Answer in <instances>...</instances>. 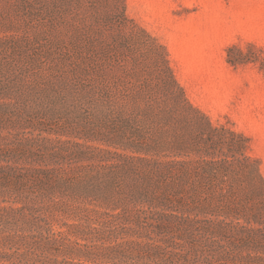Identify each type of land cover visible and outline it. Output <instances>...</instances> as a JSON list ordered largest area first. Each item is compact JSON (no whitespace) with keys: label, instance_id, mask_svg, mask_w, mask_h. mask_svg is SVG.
Masks as SVG:
<instances>
[{"label":"rangeland","instance_id":"374dc122","mask_svg":"<svg viewBox=\"0 0 264 264\" xmlns=\"http://www.w3.org/2000/svg\"><path fill=\"white\" fill-rule=\"evenodd\" d=\"M245 55L264 56V0H0L1 233L27 243L20 264H145L198 247L177 218L164 234L147 217L191 192L162 162L200 159L210 132L215 159L241 134L264 180V69ZM172 77L205 116L173 99ZM205 176L203 193L264 227L261 184L240 169L214 188Z\"/></svg>","mask_w":264,"mask_h":264},{"label":"trees","instance_id":"16d2710c","mask_svg":"<svg viewBox=\"0 0 264 264\" xmlns=\"http://www.w3.org/2000/svg\"><path fill=\"white\" fill-rule=\"evenodd\" d=\"M231 48L229 49V51ZM246 59L241 60H259L264 69V56L251 57L248 55ZM232 64L237 61L229 59ZM166 70L171 75L170 68L166 65ZM172 88L170 94L174 99L175 91L181 97L184 105L188 106L197 114L204 115L201 111L193 107L186 99L183 90L172 77ZM176 101V99H175ZM179 107V104H176ZM205 116V115H204ZM207 118V117H206ZM208 126L212 127L208 120ZM203 139L204 147L200 159L192 162L177 161L174 159L164 161V172L167 173L166 178L171 180H180L190 189L189 195L177 197L175 194L166 195L162 205L168 204L173 209L171 213L160 212L156 217H147L149 224L158 232L170 234L174 232L175 220L182 221L187 230L203 239L196 248L181 249L170 251L167 246L164 247L159 256L150 255L148 258H154L153 261L145 264H264V227L253 226L251 222H258L256 215L245 213L243 207L239 208L234 205L231 199H228L222 192L203 193L201 186L203 179L208 176L209 187L214 188L213 182L216 180L218 173H228L235 169L245 171V179L251 186L257 187L262 185L264 190V180L262 179L255 161L251 157L242 156L241 151L244 150L245 138L238 133L230 131V138L227 140L229 156L215 159L214 149L219 145L217 141H213L210 132ZM243 157L245 159H243ZM254 167L251 166L252 163ZM208 167V169H206ZM183 174V177L176 176ZM209 210L215 214L214 220H201L196 213L206 212ZM191 212H195V216L191 217ZM188 214V215H185ZM221 217V218H220ZM231 218V220L229 219ZM240 218L245 223H240ZM150 220V221H149ZM181 224V223H179ZM1 217H0V264H20L22 257L29 255L24 246L27 243L20 244V240L12 241L11 237L1 233ZM181 246V245H179ZM247 251L246 253H244ZM250 251L260 252L252 254ZM243 253V254H242ZM28 264V263H24Z\"/></svg>","mask_w":264,"mask_h":264}]
</instances>
